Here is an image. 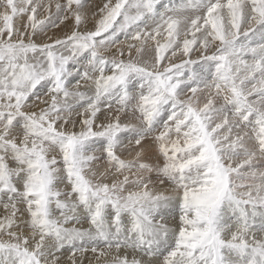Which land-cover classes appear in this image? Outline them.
Here are the masks:
<instances>
[{
    "label": "snow or ice",
    "instance_id": "1",
    "mask_svg": "<svg viewBox=\"0 0 264 264\" xmlns=\"http://www.w3.org/2000/svg\"><path fill=\"white\" fill-rule=\"evenodd\" d=\"M0 207V264H264V0H0Z\"/></svg>",
    "mask_w": 264,
    "mask_h": 264
},
{
    "label": "rangeland",
    "instance_id": "2",
    "mask_svg": "<svg viewBox=\"0 0 264 264\" xmlns=\"http://www.w3.org/2000/svg\"><path fill=\"white\" fill-rule=\"evenodd\" d=\"M99 2H100V0H92V3H93V4H96V3H99ZM162 2H163V3H168L169 0H162ZM177 2H178V0H177ZM56 34H57V35H62V34H63V29L57 30V31H56ZM121 39H123V37H121ZM164 187H167V184H166V183H165ZM89 255H90V253H89ZM85 262H86V261H85Z\"/></svg>",
    "mask_w": 264,
    "mask_h": 264
},
{
    "label": "bare ground",
    "instance_id": "3",
    "mask_svg": "<svg viewBox=\"0 0 264 264\" xmlns=\"http://www.w3.org/2000/svg\"><path fill=\"white\" fill-rule=\"evenodd\" d=\"M4 215L3 209L2 207H0V217H2ZM92 254L90 253V255L88 254V257L91 258ZM85 264H87V260L85 262Z\"/></svg>",
    "mask_w": 264,
    "mask_h": 264
}]
</instances>
